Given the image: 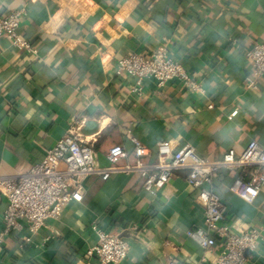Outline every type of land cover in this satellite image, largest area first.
<instances>
[{"label":"crops","instance_id":"obj_1","mask_svg":"<svg viewBox=\"0 0 264 264\" xmlns=\"http://www.w3.org/2000/svg\"><path fill=\"white\" fill-rule=\"evenodd\" d=\"M23 7L20 34L36 50L0 38L2 174L28 171L75 119L84 121L101 165L115 144L131 153L132 136L150 149L147 163L162 142L176 149L189 143L212 161L231 149L241 153L252 139L264 146V77L256 88L244 84L251 73L245 51L264 41V0H0V13ZM160 44L203 91L150 79L138 93L134 78L116 72L126 54L149 55ZM238 173L223 170L214 180L226 221L264 227V187L252 203L243 201L230 191ZM187 175L177 170L156 196L136 173L89 177L83 200H71L36 234H3L0 196V264H99L91 252L95 224L130 241L121 264H215L220 247L205 251L188 235L205 225V199ZM244 264H264V237Z\"/></svg>","mask_w":264,"mask_h":264},{"label":"built area","instance_id":"obj_2","mask_svg":"<svg viewBox=\"0 0 264 264\" xmlns=\"http://www.w3.org/2000/svg\"><path fill=\"white\" fill-rule=\"evenodd\" d=\"M27 16V8L0 13V38H7L13 46L34 52L32 42L20 34V26ZM251 73L244 77L247 88L257 87L264 77V41H254L245 51ZM118 74L134 78V92L141 93L147 80L158 87L175 82L187 90L203 91V82L181 60L173 58L165 44L149 55L132 52L115 64ZM233 112L231 115H235ZM84 121L75 119L67 134L58 139L42 160L21 174L0 172V196L6 200L4 235L27 229L36 234L49 219L61 216L71 201H82L85 181L92 176L107 180L114 174L136 173L143 180L144 190L156 196L180 169L188 170L187 179L205 199L204 227L191 230L188 235L205 251L219 246L215 264H244L247 256L258 249L264 237V227L236 226L226 221V208L214 180L218 172L237 170L230 191L245 202L252 203L264 187V146L252 139L241 153L229 150L221 161L199 156L191 144L174 148L168 142L156 147V161L145 162L151 151L136 136L131 137L130 153L122 144L110 147L107 165L96 159L93 145L83 134ZM134 156L133 162L129 161ZM0 160V169H1ZM98 242L92 247L99 264H121L128 256L130 241L121 232L107 230L100 224L93 226ZM176 264V263H171Z\"/></svg>","mask_w":264,"mask_h":264},{"label":"water","instance_id":"obj_3","mask_svg":"<svg viewBox=\"0 0 264 264\" xmlns=\"http://www.w3.org/2000/svg\"><path fill=\"white\" fill-rule=\"evenodd\" d=\"M122 236H124L125 234L124 233H121Z\"/></svg>","mask_w":264,"mask_h":264}]
</instances>
